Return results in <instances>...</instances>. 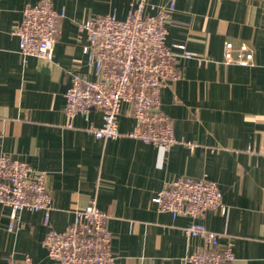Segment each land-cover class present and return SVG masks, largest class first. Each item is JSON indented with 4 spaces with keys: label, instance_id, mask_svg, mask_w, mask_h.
<instances>
[{
    "label": "crops",
    "instance_id": "0c3cea01",
    "mask_svg": "<svg viewBox=\"0 0 264 264\" xmlns=\"http://www.w3.org/2000/svg\"><path fill=\"white\" fill-rule=\"evenodd\" d=\"M40 1L0 0V158L46 173L53 208L48 227L43 212L25 211L10 232V209L0 205V264L26 255L55 264L43 245L47 232L65 231L93 200L108 215L113 264H186L203 243L186 235L193 223L233 248V264H264V0H175L166 43L180 78L163 89L160 110L174 120L179 142L166 153L126 136L95 138L92 130L103 124L98 110L68 127L64 109L74 74L95 79L79 24L113 13L124 20L141 1L155 15L171 0H51L65 12L51 61L23 56L13 34L24 9ZM226 42L247 44L253 64H226ZM181 45L198 57L184 58ZM135 123L123 104L120 130ZM178 178L216 182L228 213L174 219L159 212L153 198Z\"/></svg>",
    "mask_w": 264,
    "mask_h": 264
},
{
    "label": "built area",
    "instance_id": "2783aa9c",
    "mask_svg": "<svg viewBox=\"0 0 264 264\" xmlns=\"http://www.w3.org/2000/svg\"><path fill=\"white\" fill-rule=\"evenodd\" d=\"M145 2L132 8L126 19L116 14L89 18L79 24L87 35L88 76L74 74L66 92L67 126L79 115L90 120L94 111L103 115V124L92 130L99 140H118L123 136L140 140L169 152L178 140L174 120L161 112L162 91L180 78L177 56L167 46L168 24L173 21L175 0L155 15L145 12ZM64 11L55 9L51 0H41L27 6L13 34L20 40L23 56L53 60L54 45L61 34ZM1 18V10H0ZM226 64L251 66L254 54L247 44L238 47L232 42L224 46ZM186 59L198 57L178 46ZM130 104L135 119L134 130L123 133L119 117L123 104ZM194 148L193 144H188ZM152 203L161 213L174 219H198L207 211L228 213L218 184L203 178H178L163 188ZM0 205L10 209L8 230L14 231L22 212H43L44 224L49 226L53 198L47 189V174L36 173L25 162L7 156L0 158ZM108 215L95 200L74 214L72 224L63 232L49 230L43 245L48 258L55 264H113V233L107 227ZM190 238L202 240V246L188 256L186 264H233L235 253L231 246L222 248L220 235L200 223L185 228ZM5 264H37L29 255L22 259L5 258Z\"/></svg>",
    "mask_w": 264,
    "mask_h": 264
}]
</instances>
